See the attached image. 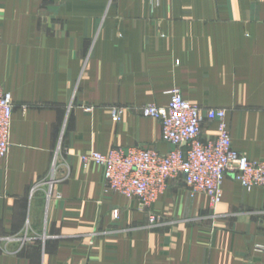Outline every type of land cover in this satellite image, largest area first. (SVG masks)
Here are the masks:
<instances>
[{
    "label": "crops",
    "instance_id": "obj_1",
    "mask_svg": "<svg viewBox=\"0 0 264 264\" xmlns=\"http://www.w3.org/2000/svg\"><path fill=\"white\" fill-rule=\"evenodd\" d=\"M0 84L14 102L0 264H264V187L227 175L212 208L178 177L150 223L80 160L116 146L167 153L141 107L168 105L175 88L225 108L233 148L263 160L264 0H0ZM216 128L204 122L202 137Z\"/></svg>",
    "mask_w": 264,
    "mask_h": 264
},
{
    "label": "built area",
    "instance_id": "obj_2",
    "mask_svg": "<svg viewBox=\"0 0 264 264\" xmlns=\"http://www.w3.org/2000/svg\"><path fill=\"white\" fill-rule=\"evenodd\" d=\"M169 94L166 106L148 103L141 107L145 116L161 121L163 140L170 145L167 153L143 146H116L106 153L93 151L81 155L82 164L95 163L103 167L109 189L139 200L149 213L150 223H155L158 217L151 210L153 204L167 189L169 181L178 177L183 178L190 196L206 194L212 208L222 200V184L227 175L247 189L264 187V159H251L233 148L225 108L201 107L185 99L178 88L170 90ZM13 110L12 95L0 84V159L10 150ZM121 112L120 107L112 109L116 122ZM206 121L217 124L216 135L208 139L202 137ZM54 171L55 164L52 176ZM118 216L116 209L114 217ZM255 250L264 252V243H257Z\"/></svg>",
    "mask_w": 264,
    "mask_h": 264
},
{
    "label": "rangeland",
    "instance_id": "obj_3",
    "mask_svg": "<svg viewBox=\"0 0 264 264\" xmlns=\"http://www.w3.org/2000/svg\"><path fill=\"white\" fill-rule=\"evenodd\" d=\"M158 220V217L156 218V220L155 221H157ZM150 221V220H149Z\"/></svg>",
    "mask_w": 264,
    "mask_h": 264
}]
</instances>
